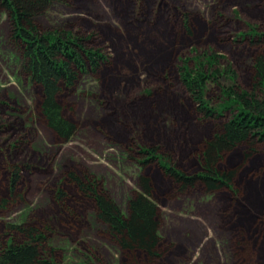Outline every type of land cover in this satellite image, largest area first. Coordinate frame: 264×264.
<instances>
[{
	"label": "rangeland",
	"instance_id": "obj_1",
	"mask_svg": "<svg viewBox=\"0 0 264 264\" xmlns=\"http://www.w3.org/2000/svg\"><path fill=\"white\" fill-rule=\"evenodd\" d=\"M258 4L263 5L264 0H71L50 4L36 18L42 29L82 33L89 36L90 45L101 47L112 59L98 71L80 73L75 85L61 92L64 112L77 125L67 140L41 114L40 87L22 70V55L12 39L8 13L0 9V198L11 199L0 208L1 227L29 220L50 225L48 241L56 248V264H121L131 255L111 237L107 225L97 217L94 201L68 180V172L96 176L125 214L129 199L141 188L140 175L146 173L160 206L164 251L162 259L151 264H264V142L248 158L242 150L226 157L227 166L243 164L234 178L237 193L234 188L233 192L228 188L209 191L202 183L180 189L167 181L157 163H142L138 144L155 140L144 131L141 138L136 131L142 128L140 121L121 112L130 107L124 103L142 95L143 89L155 92L158 82L148 73L152 66L192 55L194 48L225 53L223 61L237 71L239 84L247 85L246 55L240 56L239 48L234 49L229 41L232 36L228 39L226 34L244 32L246 22H261L255 12L261 7ZM187 14L192 35L186 27ZM225 16L233 20L225 22ZM163 85L169 86L167 82ZM211 90L214 95L215 87ZM174 107L177 113L172 107H162L165 115L157 116L162 122L173 119L174 138L182 121L192 129L201 127L193 121V102ZM205 120L200 117L198 121L202 128ZM207 122L211 126L213 121ZM176 156L185 157L179 149ZM16 162L23 165L12 195L10 165ZM59 187L67 192L64 209L55 200ZM239 197L244 204L238 202ZM138 259V264H146L144 257Z\"/></svg>",
	"mask_w": 264,
	"mask_h": 264
},
{
	"label": "trees",
	"instance_id": "obj_2",
	"mask_svg": "<svg viewBox=\"0 0 264 264\" xmlns=\"http://www.w3.org/2000/svg\"><path fill=\"white\" fill-rule=\"evenodd\" d=\"M70 1L0 0V9L8 13L12 39L21 51L22 70L40 87L41 114L47 125L63 140L75 133L77 125L64 112L59 98L61 92L74 86L80 73L98 71L104 64L112 62L101 47L90 45L89 36L69 29H42L37 23V15L50 4ZM258 5L261 7L255 12L261 16V22L251 21L250 25L246 22L248 29L244 32L226 34L228 39L232 36L229 41H233L234 49L239 48L240 56L246 55L243 64L247 68L244 76L247 85L239 84L237 71L229 61H223L225 53L215 48H194L192 55H181L173 63L152 66L148 73L152 81L158 82L155 92L149 90L146 93L143 89L142 95L124 103L132 109L127 106L128 109L123 108L121 112L125 115L131 113L135 122L140 121L142 128L136 131L141 138L144 131L145 136L155 140L138 144L140 160L146 165L157 163L167 181L180 189L202 183L209 191L228 188L233 192L234 188L237 193L234 178L243 164L227 166L226 157L242 150L248 158L264 142V4ZM188 16L184 18L188 33L192 35ZM227 17L225 22L233 20ZM164 82L169 86L165 87ZM213 87L214 95H211ZM142 98H147V101L143 100L146 103ZM189 100L194 103L197 115L193 121L201 127L192 129L191 124L182 121L178 128L180 135H175V139L173 119L162 122L157 117L158 113L165 115L161 113L162 107H172L177 113L174 105L182 108ZM199 115L206 119L204 128L198 123ZM207 121H213L212 125L209 126ZM122 127L127 126L124 124ZM166 136L173 138L169 140ZM175 149L182 150L185 157H175ZM22 165L21 162L10 165L12 195L21 177ZM194 165L198 166L197 169ZM68 180L94 201L97 217L107 225L109 234L121 250L131 255L121 264H138L139 257H144L146 264L162 259L160 206L148 174L140 175L141 188L129 199L126 214L96 176L71 170ZM66 198L67 192L59 187L55 200L63 209ZM236 199L242 202L240 197ZM10 200L1 197L0 208ZM51 230L50 225L36 220L7 222L4 229L0 224V264H56V248L48 241ZM263 235L264 232L262 240Z\"/></svg>",
	"mask_w": 264,
	"mask_h": 264
}]
</instances>
